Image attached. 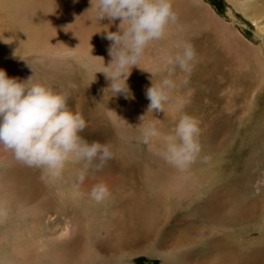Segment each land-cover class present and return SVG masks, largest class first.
Here are the masks:
<instances>
[{
	"label": "rangeland",
	"instance_id": "374dc122",
	"mask_svg": "<svg viewBox=\"0 0 264 264\" xmlns=\"http://www.w3.org/2000/svg\"><path fill=\"white\" fill-rule=\"evenodd\" d=\"M28 2L18 9L24 13L20 14L27 25L24 33H32L37 42L44 38V46L38 52L37 47L23 52L20 37L12 31L6 39L0 38L4 48L0 55L5 52L0 68L10 77L26 79L32 74L29 64L35 79L67 92L69 107L86 120L79 134L89 142H107L112 156L100 170L90 166L81 181L77 174L82 161L69 159L60 175L52 176L14 160L0 147V264H165L150 248L151 240L139 241L129 254L111 250L115 240L104 233L105 228L111 231L120 219L115 239L159 228L178 234L200 227L204 234L210 228L217 231L213 237L217 240L235 233L239 244L247 242L250 251L263 249L264 227L227 229L223 224L231 220L235 224V205L247 197L253 201L257 186H263L264 123L260 126L259 118L264 113V31L259 29L264 26V0H172L175 23L160 40L149 43L127 78L132 98L105 89L110 81L103 61L107 65L111 59V41L105 32L117 31L119 19L97 22L90 8L94 0ZM33 7L38 10L34 15ZM46 29L56 30L55 36ZM178 42H188L194 49L190 72L163 63L164 54L178 51ZM169 69L177 84L172 98L162 111H147L146 89ZM181 114L199 121L201 144L199 155L184 170L159 155L162 138L148 143L142 139L143 125L155 123L167 134ZM118 179L138 189L135 198L154 203V209L148 208L150 217L143 215L139 225L131 220L139 204L123 185H117ZM97 183L109 190L99 202L90 196ZM255 199L251 210L259 208L260 199ZM124 204L123 212L119 208ZM201 211L209 215L201 218ZM158 215L163 220L153 224ZM214 218L225 222L216 227ZM206 238L196 235L200 242L191 245L193 252L187 255L210 253ZM203 264L213 263L204 260Z\"/></svg>",
	"mask_w": 264,
	"mask_h": 264
},
{
	"label": "clouds",
	"instance_id": "9594fccd",
	"mask_svg": "<svg viewBox=\"0 0 264 264\" xmlns=\"http://www.w3.org/2000/svg\"><path fill=\"white\" fill-rule=\"evenodd\" d=\"M90 8L97 22L105 18L110 23L115 19L120 21L117 31L105 32L111 41L108 49L111 59L107 65L103 61L107 75L103 74L110 81L105 89L132 98L127 78L149 43L160 40L166 28L175 23L172 0H94ZM175 47L178 51L164 54L163 63L190 72L194 49L188 42H178ZM27 65L32 74L26 79L10 77L0 68V147L9 151L14 160L41 168L52 176L60 175L69 159L82 161L77 174V179L82 181L90 166L100 170L111 159L109 145L97 140L89 142L81 136L86 120L81 112L69 107V94L35 79L31 66ZM171 77L172 69H169L158 82L151 80L145 92L149 101L147 111H162L169 103L177 87ZM199 135V121L189 114H181L167 134L161 133L152 122L142 126L143 141L162 138L159 155L179 170L186 169L199 155ZM90 196L99 202L109 196V190L104 183H97Z\"/></svg>",
	"mask_w": 264,
	"mask_h": 264
},
{
	"label": "bare ground",
	"instance_id": "6f19581e",
	"mask_svg": "<svg viewBox=\"0 0 264 264\" xmlns=\"http://www.w3.org/2000/svg\"><path fill=\"white\" fill-rule=\"evenodd\" d=\"M16 1H18V2L16 3ZM28 3H29L28 0H0V25H2V27L0 28L1 29L0 30V34H1L0 38L4 40L8 36H11V35L14 34L17 37H20L19 38L20 39L19 48L23 52H25V50H26V52H29L30 49H32V51H34L36 49L34 47H37V51L36 52H38L39 49L44 46L43 45V41H42V40H44V38L43 39L41 38L42 40H38V42H37L36 38L35 39H31L33 37L32 33L28 32L29 36L26 33H24V29L27 30V25L24 23V18L21 17V15L24 14V13H22V11L18 10L19 8L23 9L24 8L23 6H25V8H26V6L29 5ZM16 6H18V7L16 8ZM30 10L32 11L31 7L28 9V11H30ZM255 10H256V8H255ZM36 11H38V10L33 7L32 15H34ZM68 12H70V11H68ZM29 16H31V15H29ZM69 23H71V22H69ZM259 30L260 31H264V26H260ZM12 31H13V33L11 35H9V33H11ZM47 32H48V34L50 36H55V34H56V30H52V31L47 30ZM58 32H60V31H58ZM29 37H30V39H29ZM39 37L40 36H38V38ZM1 48H3L2 44H0V53H2ZM3 54H1V55H3ZM21 61H23V60H21ZM250 87H251V85H250ZM262 108L264 109V107H262ZM259 119H260V126H262V124L264 123V113L261 114ZM258 131L260 133L261 132V128L258 129ZM262 166L264 168V163L262 164ZM260 170H261V168H260ZM121 183H122V181L120 179H118L117 180V185L121 184ZM122 185L124 187V190L126 192H128L127 194L129 196H131L139 204V206H136V208L138 209V213L135 216H131V220L133 221V223L135 225H139L140 222L142 221L143 215L150 217V214H148V208L154 209V203H153L152 200L149 201V199H144V200L140 201L139 199L135 198L136 194H137L135 192L138 190V189L136 190L135 186L131 187V186H128L126 184H121V186ZM262 188L264 189V179H263V186L262 187L257 186L256 190L258 189V191L257 192L254 191V193L257 195V196H254V197L257 198V199L258 198L260 199V201L258 202L259 208L257 207V208H254L253 210H251V207H253L252 203H253V205L256 204L257 200L255 198L253 199V201L252 200L250 201L249 197H247V199L244 200L241 204H239V202H238L235 205V207L233 208L235 213L232 212L233 215L235 214V217H236L237 220L235 221V224H234V222L232 220L229 221L228 223L223 224L224 226H226L227 229L228 228H232L234 225H239V226L247 227V228L248 227L249 228L250 227H256V226L257 227H262V228L264 227V193H262L263 192V190H261ZM128 190H130L132 192H129ZM222 191H223V189H222ZM223 196H226V195L224 194ZM218 197H221V196H218ZM224 199H226V198L224 197ZM251 199H252V197H251ZM210 200H212V199H210ZM213 201H215V200H213ZM218 201H219V198H218ZM220 204L222 205L224 203L221 202ZM216 205H218V204H216ZM216 205H215L214 208H217ZM125 206H126V204L122 205L119 209H122V211L124 212V210H127V209H124V208L127 207V206L126 207ZM128 207H129V209L132 208V206H130V205H128ZM222 207H223V205H222ZM222 207H220V208H222ZM197 210H199V209H196L195 212H197ZM221 210H223V209H221ZM237 210H239V212ZM116 212L118 213V210H116ZM116 212H115V214H116ZM237 212H238V214H237ZM111 214H113V213H111ZM122 214L123 213L121 212V215ZM206 214H208V213H205V215ZM222 214H224V213H222ZM205 215H204V212H202L200 217L201 218L205 217ZM220 217L221 216H219V218ZM120 220L114 222L113 227L110 226L111 231H109L107 228H105V232L104 233L106 235H108L109 237L113 238L112 239L113 241L115 240L114 241L115 245L111 246V250L113 249L115 252H120L121 254L122 253L129 254L128 252H130V251L134 252L133 249H135V247L137 246L138 243H141V242H139L141 240L143 242H145V243L148 240H151L150 248L153 251H157L159 253V255L162 256V262H164L165 264H168L167 263L168 261H169V263L170 262L172 263V261H176L177 264H203L204 260H208V261L210 260V262L213 263V264H264V248L263 249H259V250L257 248V250H255V251H250L251 248L249 246H247V242L246 243L243 242L244 243L243 245L239 244V241L234 236L235 233L234 234L232 233L233 234L232 237L228 236L229 235V233H228L226 238L224 237V239L217 240L216 238H213L214 235H215V232H217V231H214L211 228H210V232L207 233V234H204L202 228H200V227L199 228L193 227V228L190 229V231L187 230V231H183L181 233L179 232L178 234L175 233V232H171V231L163 232L162 228H159L155 232L148 231V232L139 233V234L130 233V234H127V235L121 237L120 239H115L114 238V234H115L116 229H117V227H118V225L120 223ZM154 220H155V222H153V224L156 223V225H158L163 220V217L158 215L157 217L156 216L154 217ZM214 221L216 223V224H214L216 227H217L218 223H219V226H220V223L225 222V221L220 220L218 218H214ZM101 228L104 229L103 227H101ZM97 230H100V229H97ZM95 231H96V229H95ZM102 232H103V230H102ZM93 233H95V232H93ZM196 235H199V236H201L203 238L207 237L205 239V241L208 242V249H212V251L210 253L206 252L204 254H200V253L197 254V255L193 254V256L187 255V253L193 252V250L191 248V245H195V247H197V245L200 242V240H196ZM259 235L261 236V234H259ZM210 236H212V237H210ZM258 240H260V239H258ZM235 241H237V243H233ZM262 246H264V245H262ZM142 249H143V246H140L139 250H142ZM151 249H148V250H151ZM143 252H147V250H143ZM169 255L172 256L171 260L169 259Z\"/></svg>",
	"mask_w": 264,
	"mask_h": 264
}]
</instances>
